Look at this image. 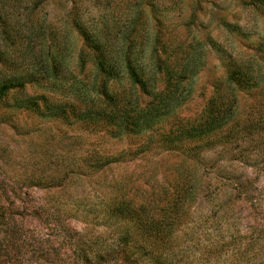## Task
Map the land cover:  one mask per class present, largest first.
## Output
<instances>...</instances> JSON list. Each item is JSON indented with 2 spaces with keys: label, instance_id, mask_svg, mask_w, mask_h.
<instances>
[{
  "label": "rangeland",
  "instance_id": "1",
  "mask_svg": "<svg viewBox=\"0 0 264 264\" xmlns=\"http://www.w3.org/2000/svg\"><path fill=\"white\" fill-rule=\"evenodd\" d=\"M262 5L0 0L4 21L28 20L34 48L62 49L72 81L0 93V264H264ZM74 21L112 48L121 77L128 59L174 93L165 115L111 137L21 107L25 93L65 99L89 86L92 54ZM8 45L15 61L0 62V76L22 72V52ZM232 70L237 83L226 81ZM120 76L112 89L125 86ZM212 96L233 111L210 138L163 137L175 122L197 121ZM95 153L116 156L86 166Z\"/></svg>",
  "mask_w": 264,
  "mask_h": 264
},
{
  "label": "trees",
  "instance_id": "2",
  "mask_svg": "<svg viewBox=\"0 0 264 264\" xmlns=\"http://www.w3.org/2000/svg\"><path fill=\"white\" fill-rule=\"evenodd\" d=\"M261 2L264 6V0ZM3 19L4 17L0 16V62L11 64L15 61L10 57L8 50V44H11L10 46L14 49L22 52V72L1 75L0 93L14 87L24 89L25 84L28 83L51 82L58 85L66 81L72 82L67 74L68 69L62 61V49L58 45L53 44L52 48L49 45L38 50L33 47L37 35L33 29L24 26L27 19L24 20L25 22ZM74 27L83 39L86 53H89V50L92 54L95 75L88 82L89 86L77 95L65 99L51 97L44 93H25L20 99L21 107L33 109L43 117L59 118L67 123L78 122L86 128L97 131L104 130L111 137L136 134L165 115L171 103L174 102V93L156 89L155 77L139 73L128 59L124 62V77H121L120 61L111 55L112 48L102 42L91 41L90 32L82 23L74 21ZM18 45H20L19 48L15 47ZM119 76L125 81V86L121 89H112L111 82ZM235 76L232 70L226 76V81L237 83L238 79ZM165 82L168 86V80ZM88 89L91 92H88ZM232 111L231 104H225L222 99L217 101L212 96L202 108L197 121L185 125H181L179 121L175 122L162 135L175 139L191 136L198 142L206 141V138H210L215 130L222 127ZM115 156L99 153L89 155L86 166L100 167L115 159ZM15 234V230H12L10 226L7 236L11 242V249L16 250L18 249L16 245L14 246L16 243H13ZM14 253L18 254L19 251Z\"/></svg>",
  "mask_w": 264,
  "mask_h": 264
}]
</instances>
